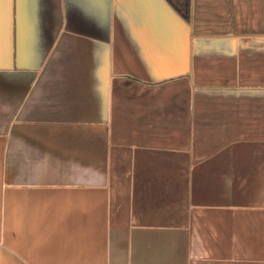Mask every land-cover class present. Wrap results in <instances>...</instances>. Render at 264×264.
<instances>
[{
  "label": "crops",
  "instance_id": "0c3cea01",
  "mask_svg": "<svg viewBox=\"0 0 264 264\" xmlns=\"http://www.w3.org/2000/svg\"><path fill=\"white\" fill-rule=\"evenodd\" d=\"M0 0V264H264V0Z\"/></svg>",
  "mask_w": 264,
  "mask_h": 264
},
{
  "label": "trees",
  "instance_id": "16d2710c",
  "mask_svg": "<svg viewBox=\"0 0 264 264\" xmlns=\"http://www.w3.org/2000/svg\"><path fill=\"white\" fill-rule=\"evenodd\" d=\"M186 3H187V8L185 9V12H184V15L186 17H189V12H190V7H189V3H190V0H185Z\"/></svg>",
  "mask_w": 264,
  "mask_h": 264
}]
</instances>
